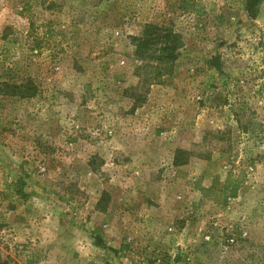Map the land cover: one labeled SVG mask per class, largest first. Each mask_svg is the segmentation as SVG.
Segmentation results:
<instances>
[{
	"label": "rangeland",
	"instance_id": "obj_1",
	"mask_svg": "<svg viewBox=\"0 0 264 264\" xmlns=\"http://www.w3.org/2000/svg\"><path fill=\"white\" fill-rule=\"evenodd\" d=\"M0 264H264V1L0 0Z\"/></svg>",
	"mask_w": 264,
	"mask_h": 264
},
{
	"label": "trees",
	"instance_id": "obj_2",
	"mask_svg": "<svg viewBox=\"0 0 264 264\" xmlns=\"http://www.w3.org/2000/svg\"><path fill=\"white\" fill-rule=\"evenodd\" d=\"M264 0H246V10L249 18L255 19L258 14L259 5ZM194 5V3L192 2ZM193 5L183 3L181 9L184 11H193ZM133 42L136 47V55L140 59H144L146 63L142 66H137L136 72L140 76L143 82H147L154 76H162L164 74L171 73L174 68V62L178 58L179 51L183 46L182 37L179 33L175 32L172 28L147 24L144 27L143 32L133 37ZM144 71L145 77H144ZM2 89L13 88L14 94H18L21 97H31L36 94V89L31 82L23 85L10 86L8 83L2 84ZM140 100V99H139ZM179 155L175 157V164H183L184 161H180ZM25 181H21L17 190V194L23 198H27V194L23 190ZM239 188V181L229 178L224 189L229 191L230 196L236 197ZM227 199V197H226ZM106 206L102 208L105 210ZM99 240V241H98ZM97 240V245H102L101 239Z\"/></svg>",
	"mask_w": 264,
	"mask_h": 264
}]
</instances>
